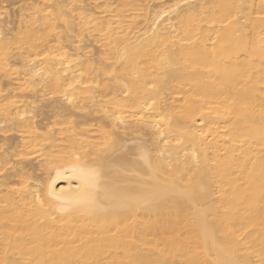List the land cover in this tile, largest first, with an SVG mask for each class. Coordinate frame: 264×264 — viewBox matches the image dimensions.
Instances as JSON below:
<instances>
[{
	"label": "bare ground",
	"instance_id": "6f19581e",
	"mask_svg": "<svg viewBox=\"0 0 264 264\" xmlns=\"http://www.w3.org/2000/svg\"><path fill=\"white\" fill-rule=\"evenodd\" d=\"M42 1L20 37L0 29V122L49 173L40 188L0 156V264H264V0L160 1L140 21ZM44 96L97 128L38 133Z\"/></svg>",
	"mask_w": 264,
	"mask_h": 264
},
{
	"label": "rangeland",
	"instance_id": "374dc122",
	"mask_svg": "<svg viewBox=\"0 0 264 264\" xmlns=\"http://www.w3.org/2000/svg\"><path fill=\"white\" fill-rule=\"evenodd\" d=\"M48 1L51 3V1L55 2L56 0H48ZM57 1H59V2L60 1L61 2L62 1L63 2L64 1L68 2L69 1V3L74 2V4L76 3V4L84 6V7L85 6L89 7V8L91 7L94 11H96V13L98 11H100V9H102L101 7L104 6L103 3L105 1L113 2L112 5H111V8L114 10L115 14L125 15V16H127V18H126L127 20H129L130 17L131 18L134 17L135 18L134 20L140 21L142 19V17H143L142 15H144V13L146 11H151L152 9L156 8L157 7L156 4L159 3L160 1H166L167 2L168 0H57ZM41 2L43 3L42 0H0V29L7 36H11V38L13 36H17V38L20 37L21 35H20L19 29H18L19 26L22 25L21 23H23L24 20L29 19L30 13H33L34 11H36L37 7L39 6V4H41ZM33 9H34V11H33ZM181 9H182V7L180 8V10ZM50 10H51L52 13L56 12L53 8H51ZM94 11H92V12H94ZM238 15H240V14H238ZM25 16L28 17V18H26ZM24 17L26 19H24ZM57 20H59V19H57ZM60 21L61 20H59V22ZM61 24H62V21H61ZM56 25L59 27L58 28L59 30H56V31H58V32L62 31L61 33L62 34L64 33L63 36L64 35L66 36L65 40L68 41V39H72L73 38L72 40L75 41L74 44L77 43L82 48H84L85 51L87 50V51L90 52V53H88L89 56L90 55L92 57L99 56V55H101V51H103L102 49L106 48L105 44H107V43H103L102 44V42L100 41L99 44H98L97 42L94 41L96 33L92 29H90L88 31H84L83 33H81L83 37H81V34H80V37L77 38V39H79V40L81 38L82 39L78 43L77 39H75L76 37H74V36L77 35L75 33V31L73 30L75 27H72L73 29L70 28V27L65 28L64 27L65 26L64 23H63V27H61L62 25L59 26L58 23ZM103 42H106V41L104 40ZM37 43L42 45V44H45V41H37ZM102 45H104V46H102ZM17 46H18V44H13L12 45V48H13L12 52L13 53L17 51ZM3 73H4L3 70L0 69V80H1L0 82H6L7 81V80H5L6 78L4 77ZM105 81L109 82V80H105ZM12 82H13V80H12ZM15 83H17V81ZM15 83H13V87L17 88L18 85H16ZM8 87L10 88V86H8ZM8 87H7V89H9ZM29 90H30L29 91L30 94L25 93V92H28L26 90H23L25 92H23V91L21 92V93H25L26 94V95L22 96V97H24L22 99L26 100L25 102H27V96H28V100L29 101L34 99V98L31 97V94H32L31 89H29ZM19 92H20V90H19ZM52 97H54V96H44L41 101H36V104H33L35 107L33 106V110L31 112L33 115L32 114H30V115H32L33 121H34L33 123H35V125L38 128V130H37L38 133H41V134H43V133L50 134L51 133L52 134V133H56V132H63L62 136L66 137L69 134L68 133L69 131H66V129L69 128V126L71 125L70 122H72V125L75 126V124L81 123L83 118L87 117V114H86V112H79L78 114L70 116V117H61V116L58 115V112L53 108V104L56 101V98H52ZM7 102H8V100H6L4 97H0V103H4L5 105L8 106ZM7 111H13V106H8L7 107ZM83 111H87V110H83ZM5 112L6 111L3 112V110L0 111V118L3 117ZM2 121L0 122L1 125H2V126L0 125V127H3V129L1 128L2 130L0 129V154H1L0 156H2V155L5 156L6 154L8 156V153H9L11 155V157H12L10 159V164L11 165L15 166L16 160H18L17 161V166L18 165L19 166L18 167L15 166V168L16 167L17 168L15 169L13 167V169L14 170H17L18 168L22 169V173H26V174L25 175L24 174H20V175H23L24 177H30V180L28 182L36 183V184L39 185L40 188H43L42 185H43V183L45 184L44 181L48 177L49 173H48V170L46 169L45 164L42 161V158L41 157H39L41 159H39L38 157L36 158L35 157L36 156L35 153H33V155H29V156H32L33 159L30 158L29 156H27V157L24 156L23 157L21 155H19V157H16V156H18V155H16L15 158H14V155H13V153L16 154L15 152H17L19 149H21V148L18 147V148L15 149L16 151L14 150L15 146H18L17 145L18 142L20 143V138H21L20 137V135H21L20 133L24 130V128L23 129H22V127L21 128H12L11 125L7 126V124L9 122L6 123V122H2ZM99 121H100L99 119H97V120L89 119L88 122H86V123L82 122V124L80 125V128H82V129H96L98 124H99ZM9 124H11V122ZM59 130H61V131H59ZM128 131L129 130H126V133H128ZM122 132L124 133L125 130L124 131L122 130ZM52 135H54V134H52ZM119 135L121 137L123 136L121 134H119ZM126 135H124V136L126 138H128L127 139V141H128L130 139L129 137H131V136H129L130 134L128 135L129 137L126 136ZM135 135L136 136H141L143 138H141L140 140L138 139L139 141H137L136 137H134L135 139L133 141L129 140L128 142L125 140L126 139L125 138L124 140L127 142L126 146L127 145H129V146L130 145H134L133 144V143H135L134 141H136V143L137 142H142L144 140L145 141L147 140L146 143L147 142H149V143L151 142V137H150V134H149L147 129H144V130H142V132H138L137 134L135 133ZM122 138H124V137H122ZM132 139H133V137H132ZM125 141H124V143H125ZM14 144H16V145L14 146ZM62 144L63 145H67L68 144L66 139H64ZM1 152H3V153H1ZM114 152L117 153L118 151H114ZM12 159H13V161H12ZM18 162L20 164H18ZM21 163H23V164H21ZM21 165H23V166H21ZM13 169H12V171H11V168L7 169L6 170L7 173L5 171L4 174H8L9 172L12 173L14 171ZM23 171H25V172H23ZM26 175H28V176H26ZM19 178H20V176L19 177L17 176V178L16 177L13 178V176H12V179L14 181L15 180L18 181ZM16 183L13 184V186H16L17 185Z\"/></svg>",
	"mask_w": 264,
	"mask_h": 264
}]
</instances>
